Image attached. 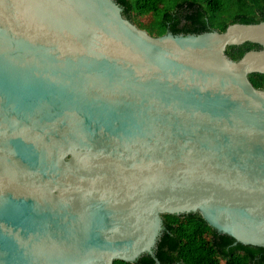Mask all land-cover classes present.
Here are the masks:
<instances>
[{
    "label": "water",
    "instance_id": "1",
    "mask_svg": "<svg viewBox=\"0 0 264 264\" xmlns=\"http://www.w3.org/2000/svg\"><path fill=\"white\" fill-rule=\"evenodd\" d=\"M123 10L0 0V264H162L163 215L192 212L264 247V21L155 36Z\"/></svg>",
    "mask_w": 264,
    "mask_h": 264
},
{
    "label": "trees",
    "instance_id": "2",
    "mask_svg": "<svg viewBox=\"0 0 264 264\" xmlns=\"http://www.w3.org/2000/svg\"><path fill=\"white\" fill-rule=\"evenodd\" d=\"M123 15L155 36L171 31L175 34L225 31L230 24L264 21V0H116ZM148 16V23L138 17ZM261 45L246 42L229 46L227 54L239 60L246 52ZM255 87L264 88V74L252 73ZM164 229L156 247L162 264H219L215 256L226 264H264V247L236 243L235 238L218 232L199 212L164 214ZM114 264H157L150 254H143L136 262L115 260Z\"/></svg>",
    "mask_w": 264,
    "mask_h": 264
},
{
    "label": "rangeland",
    "instance_id": "3",
    "mask_svg": "<svg viewBox=\"0 0 264 264\" xmlns=\"http://www.w3.org/2000/svg\"><path fill=\"white\" fill-rule=\"evenodd\" d=\"M149 20H150V18L148 16H146V17L145 16L144 17H138V22H141L143 24L148 23ZM214 259L219 264H223L224 263L223 258H221L220 256H215Z\"/></svg>",
    "mask_w": 264,
    "mask_h": 264
},
{
    "label": "flooded vegetation",
    "instance_id": "4",
    "mask_svg": "<svg viewBox=\"0 0 264 264\" xmlns=\"http://www.w3.org/2000/svg\"><path fill=\"white\" fill-rule=\"evenodd\" d=\"M222 258V257H221ZM223 260H224V263L223 264H226V259L225 258H223ZM176 264H182L181 262H177Z\"/></svg>",
    "mask_w": 264,
    "mask_h": 264
}]
</instances>
